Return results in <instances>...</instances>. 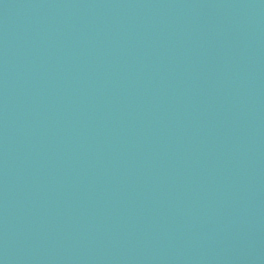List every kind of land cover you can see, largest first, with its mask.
Masks as SVG:
<instances>
[{
	"label": "water",
	"instance_id": "water-1",
	"mask_svg": "<svg viewBox=\"0 0 264 264\" xmlns=\"http://www.w3.org/2000/svg\"><path fill=\"white\" fill-rule=\"evenodd\" d=\"M0 264H264V0H0Z\"/></svg>",
	"mask_w": 264,
	"mask_h": 264
}]
</instances>
